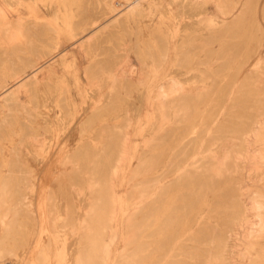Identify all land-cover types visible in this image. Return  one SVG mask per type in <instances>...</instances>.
Segmentation results:
<instances>
[{
  "label": "rangeland",
  "instance_id": "1",
  "mask_svg": "<svg viewBox=\"0 0 264 264\" xmlns=\"http://www.w3.org/2000/svg\"><path fill=\"white\" fill-rule=\"evenodd\" d=\"M113 2L119 9L112 10ZM238 10L239 6L233 13ZM216 11L214 0H0V63L17 59L10 54L11 50L17 46L16 41L22 40L28 27L32 50L17 54L20 60L36 61L34 71L39 84L37 89L30 85L28 90L20 88L17 99L10 98V91L16 90L28 79L26 74L32 73L33 69L25 67L22 81L8 80L0 89V171L5 176L3 197L7 200L5 211L0 207V245L11 244L0 253V264H36L40 256L44 257V264L72 263L81 236L78 229H71L74 221H60L55 216L62 214L65 206L73 209L76 216L85 211L88 195L82 190L75 192L77 187L72 186L84 178L78 175L84 171L102 183L100 195L106 198L102 206L114 213L112 229H103L105 224L101 226L107 245L106 263L101 262L100 252L94 264L210 261L208 256L216 243L211 238L224 229L229 219L231 191L240 180L247 183L248 179L264 188V168L258 179L255 173L247 176L244 169L223 173L226 176L221 177L208 172L207 180L201 185L197 175L201 169H193V162L205 148H217L221 142L232 141L230 133L241 125L245 130L247 117L253 112L248 100L239 96L245 91L237 90L245 72L258 66V78L264 82V0L258 1L250 20L249 33L253 35L250 43L245 41L248 32L243 31L238 47L233 44V33H223L224 47L234 52L224 72L198 70L212 68L201 65L209 57L204 56L202 48H195L201 44L202 37L211 36L212 26L205 24L215 18ZM210 47L216 51L221 45L215 41ZM162 51L165 56L160 54ZM176 52H180V65L174 64ZM97 63L116 67V75L131 85L140 83L141 87L128 90L124 98L121 95L114 112L82 129L81 124L89 113L107 102L110 95L109 82L102 74L90 85L84 73L85 68ZM205 77L217 86L214 100L197 104L185 121L164 123L157 128L161 113L153 100L156 88L165 85L168 93H174L178 86L192 92L194 87L202 85ZM118 124L128 127L121 129ZM262 127L252 139L261 158L264 156ZM153 129L162 132L158 140L146 137ZM125 130L126 152L113 140L103 156L90 153L92 148L101 147L100 140L118 139ZM212 135L216 136L217 144L210 146ZM146 138L151 140L149 153L142 154ZM86 143L89 155H79L74 162L76 168L64 170L63 158L67 152ZM92 157L96 159L90 160ZM112 182L117 201L106 192V185ZM246 183H242L243 189L247 188ZM28 184L30 187L26 189ZM142 188L148 190L145 195L128 200L130 193ZM245 192L242 207L247 208L248 221H256L252 241L263 248L264 205H255L258 208L248 211V206L254 203L247 201ZM159 193L163 196L155 201ZM254 211L261 214L252 217ZM5 212L7 218L3 216ZM127 221L131 231H127ZM7 229L13 232L4 240ZM237 233L239 246L232 254L228 253L229 264H235L234 261L264 264L261 255L264 250L259 252L261 257L256 256L250 262L247 252L241 250L245 237L240 227ZM144 237L152 240L154 251L138 258L136 253ZM126 242L128 245L124 246Z\"/></svg>",
  "mask_w": 264,
  "mask_h": 264
},
{
  "label": "bare ground",
  "instance_id": "2",
  "mask_svg": "<svg viewBox=\"0 0 264 264\" xmlns=\"http://www.w3.org/2000/svg\"><path fill=\"white\" fill-rule=\"evenodd\" d=\"M214 1H215V5H216V10H217L216 13L217 14L215 13L216 14L215 18L213 16L212 20H209V22H208L209 24L208 23L205 24V25H211L212 26V28H211V29H213L212 34H211V36H208V37H202L201 38L202 39L201 44L198 47H196V48L194 47V48L195 49L202 48V50L204 51L203 52L204 56L209 57V59L207 61L201 62V65H207L208 67L212 66V68H210V69H205L203 67H200L198 70L200 72H213L216 74H220V73L224 72L225 65H227V62L228 63L230 62L229 60L234 54L233 51L231 52L224 47V45L226 44V40L223 39V33L224 32L229 33V34L233 33V35L235 36V42L233 44L238 47L239 46L238 42L240 39H242L243 31L248 32L245 35V37H246L245 41L247 43H250L251 37L253 36L251 33H249V27L251 26L250 20L252 19L253 13L255 12V9L258 6L259 0H214ZM114 2L112 5L113 7H111L112 10L119 9V7L115 6ZM238 6H239L238 12L233 13L234 10ZM131 12H133V8H131ZM209 19H211V18H209ZM92 24H91V26L93 27ZM96 26H97V24H96ZM21 38H22V40L16 41L17 42V46H16L17 49L15 50L16 47L14 46L13 50H11L12 53H10L13 57L15 56L17 59L14 60L13 58H10L9 60L2 61L0 63V70L2 72V75L0 77V89L4 88L6 86V81H8V80L9 81L15 80L16 81L15 83H19L20 81H22V79L24 78V76L26 74L25 67H28L30 70H32V69L33 70H32V73L26 74L28 76V79H26L24 82H22L21 85L16 90L10 91L9 95H10L11 99H17L16 94L20 90V88L24 87L25 90H28L27 87L30 85L31 88L35 87L37 89L38 85H39V84H37L38 83V76L36 75V73L34 71L36 61L29 60V59H26V60L21 59L20 60V58H19L20 54H17V53L28 52V51L32 50L30 30L28 29V27L25 28L23 36H21ZM215 41L221 45V48L219 49L217 47L218 49L216 51L211 50V47H210L211 43L215 42ZM179 53L176 52V54H175V62H174L175 65L182 64V61L179 60L180 59ZM160 54L162 56H165L164 51L160 52ZM185 64H187V63H185ZM182 67L187 68V66H182ZM50 68L52 69V65L50 66ZM259 70H260L259 67L255 66L252 68L251 72H248V71H247L248 73L245 72L241 84L237 87V90H239L241 92H242V90L245 91L244 95L239 94V96L240 97L244 96L248 100L249 107L253 108L252 114H250V116L247 117L245 130L242 128V125H241L242 121H241L240 122L241 126L238 127L237 129L233 130L230 133L229 139H233L232 141L221 142L218 145L219 147H217V148H212V149L210 147L205 148L201 157L198 160L193 162V164H192L193 169H195V170L201 169V171L198 172V174H197L198 177L200 178L198 181L200 185L204 184L205 181L207 180L206 173H208V172L216 173L217 177L218 176L221 177L222 175L226 176V174H223V173H229V172L237 173V171L244 169L247 176L250 173H255L256 179L259 178L258 175H259V172L261 170H263L264 163H262V162L260 163L258 159L264 160V158H263L264 156L262 158H261V156H258V154H260V150L257 147H255V145H254L256 141L252 140L254 137H256L259 134V132H258L259 128L262 127V125H264V82H263V80L258 78L257 74H258ZM184 72H186V71H184ZM84 73L88 77L87 80L89 81L90 85H92L93 81H95L97 79L98 74H102L104 76V78L106 80H108V82H109L110 95L108 96L107 102H105L103 105L99 106L98 108L92 110L89 113L90 115L81 124L82 129L89 128L94 123L102 121L104 119V117L107 116L108 112H110V113L114 112L117 109V107H119V103L121 102V98H120L121 95H123V98H124V96H126L128 94V92H127L128 90L130 91L131 88H133V87L134 88L141 87L140 83L139 84L136 83V85H131L128 82L124 81V79H122V77L116 75V67H110V66L107 67V66H105V64L97 63V64L93 65L92 68H85ZM202 81H203L202 85H200L198 87L197 86L194 87V89H192L194 91H192V92H188V90H186L185 88L178 87V86L175 87L174 93H168L167 92V86H165V85H159L156 88V93L154 95L153 100H154L155 105H156L155 107L161 113L160 118L157 117V118H159L157 121L159 127L157 126V128H161L160 126H163L164 123L171 124L175 121L176 122L177 121H185L186 115L188 114V112L191 111V109H193L197 104H200V103L209 104L210 102H212L214 100L213 96L215 94V89H217L216 84L210 78H206V77L203 78ZM211 81L213 82V89H211V85H212ZM169 90H171V89L169 88ZM3 92H5V91H3ZM30 99H31V96H30ZM230 103L232 105V101ZM231 105L229 104V109H230ZM116 126H117V124H116ZM118 126L121 129H126L128 127L127 125H123V124H120V125L118 124ZM218 129H220V127ZM218 129H217V131H220ZM262 129H263V127H262ZM153 130H150L146 137H150V138H152V140L153 139L158 140V137H162V132L161 133L157 132L158 129L157 130L153 129ZM126 135H127V131L125 130L123 133H121L120 138H118V139L111 137L106 142H104V140H100L101 147L92 148L90 150V153L92 152L91 154H93L95 156H97L99 154H102V156H103L106 153L105 152L106 147L113 140L118 141L120 147L122 148V151L126 152L125 150H127V145H128ZM215 137H216L215 135L211 136L210 146L217 144ZM148 139L149 138H146V140L144 141V144L146 147H144L141 150L142 154L149 153V144L151 143V140H148ZM234 139H239V142L238 141L233 142ZM259 141H261V140H259ZM112 143H114V142H112ZM87 144L88 143L82 144L81 146H77L76 148L71 149L67 152V154L63 158L64 170H67V169L73 170L76 168V165H74V162H76V160L78 159V156L82 155L84 153H87L89 151V149L86 146ZM91 154H90V156H91ZM212 154H215L218 156L217 157L211 156ZM93 158L96 159L95 157H92L91 159L90 158L89 159L93 160ZM139 159H141V158H139ZM203 161H206V162H203ZM162 165H164L163 162H162ZM82 167H79V169ZM82 169H85V168L83 167ZM158 169H160V168L158 167ZM91 170H92V168H91ZM84 172L78 173V175H83L84 178L80 179L78 181V183L73 182L72 186L74 185L77 187L75 192L76 191L78 192V190H82V191L86 192V194L88 195V198H87L88 202H87L86 206L84 207L85 211L83 212V214L76 216L74 214L73 209L70 210V208L68 206H65V208L63 209L64 212L62 214H57L55 216L56 219L58 218V220H60V221H74L70 224L71 229H72V231L75 229H78V231L77 230L76 231L79 232V235L81 236V239H82V241L78 243V250H77L71 264H94L97 260V259H95V257L98 256V254L100 252L103 253L102 254L103 258L102 259L100 258L102 260L101 262L106 261V258H107V248L106 247H107V245H105V240H103V231H101L102 230L101 226H104L103 224H105L106 226L103 227V229L106 228V229L111 230L112 229L111 228L112 227L111 226V220L114 217V215H113L114 213L108 212V210L106 211L105 207L102 206V205H104L103 203H105V199H106L105 197L100 195L103 191L102 183L100 181L98 182V181L92 179L91 175H88L90 173L85 174ZM109 172H110V170H109ZM1 173H2V171H0V207H3V209L5 211L6 202H7L5 197H3V187H4L5 176L2 175ZM114 174H115V172H114ZM114 174L112 172L113 176H114ZM92 176H93V174H92ZM217 179H219V178H217ZM249 181L250 180L248 179L247 183H246L245 181L243 182L240 180L239 185L236 184L237 186L234 187V190H232L230 193L231 199L229 198L230 199L229 209L227 207L228 211L230 210L229 214L227 212V214L229 215L227 217L229 219H228L227 225L224 227V229L219 234H217L213 238H211L212 241L216 242V243L214 246L215 247L214 251L212 252L211 255L209 254V256H208V257H210V261L209 260L207 261L205 259L202 262L201 261L195 262V260H192V261H189L188 264H229L230 260H228V259L231 255L228 256V253L232 254L234 252L233 250L235 248H237V246H239L236 243V241H237L236 235L239 233V232L237 233L238 227L241 228V230L243 232L242 234H244L243 236L245 237L244 239H242V245L244 247L241 250H245L247 252L246 254L249 256L250 262H252L254 260V257L259 255V252H261V250H264V245H262L263 248H260V243L252 241V232H253V227H255L254 225H255L256 221L255 222L254 221H248L247 214H246L247 208L244 209L242 207V204H241V203H243L242 202L243 191L246 190L247 193L245 192V194L247 195V201H252L254 203L253 205L249 204L251 206H248L246 204L249 207L248 211H253L254 209L258 208V206L260 207V205H264V188L262 189V188H260V186H258V184H256V183L254 184L253 180H252V183ZM31 183H33V181ZM242 183H246L245 185L247 188L244 187L245 189H243ZM114 184L115 183L112 182V184L106 185L107 186L106 192H108L110 199L117 201L118 196L116 195V193L114 191L115 189H113ZM250 184H252V185H250ZM33 185H35V184H33ZM263 186H264V184H263ZM29 187L30 186L28 184L26 189ZM74 189H73V192H74ZM165 190H166V188H164L163 191H165ZM147 191L148 190H143V188L142 189H136L133 192V194H131V193H130L131 195L129 194L128 200L143 196L146 194ZM72 194H74V193H72ZM25 195H24V197H25ZM162 196H163V194L159 193L156 196L155 201H159L162 198ZM228 196H230V195H228ZM24 204H26V203H24ZM255 205H258V206H255ZM254 212H256V211H254ZM158 213H161V212H158ZM161 214H163V213H161ZM258 214H261V213L256 212V214H252V217L255 215H258ZM3 216L7 218L8 212H5ZM261 216H260V218H261ZM75 221H78V222L75 223ZM262 225L263 224L261 223V226ZM262 227H260V225H259V228H262ZM127 228H128L127 231L132 230L128 224V221H127ZM261 230L259 232H261ZM12 232L13 231L11 229H7L3 234L4 240H8V238L11 236ZM257 232H258V230H257ZM263 232H264V230H263ZM152 233H153V231H152ZM131 236H133V234H131L129 236V239ZM150 236H152V235H150ZM131 239H132V237H131ZM143 239H144L143 243L141 244V246L139 247V249L136 253L138 258H139V256H143L142 254L149 253L147 255H151L150 253L152 251H154V247L152 246V242H151L152 240L148 239L147 237H144ZM97 240H99V241L101 240L102 242L100 241L101 243H96ZM7 244L9 245L10 243L0 245V253L7 250L6 249L7 248L6 246H8ZM127 245L128 244L126 242V244L124 246H127ZM9 248H10V246H9ZM43 253H44V251L41 250L40 254L43 255ZM261 255H264V254H261ZM99 257H100V254H99ZM258 257H261V256H258ZM140 262L141 261L138 260L137 264H139ZM97 263H98V261H97ZM234 263L235 264H243L240 261L239 262L234 261ZM36 264H44V257L43 256L38 257L36 260ZM145 264H147V262ZM153 264H155V263H153ZM184 264H186V263H184Z\"/></svg>",
  "mask_w": 264,
  "mask_h": 264
}]
</instances>
